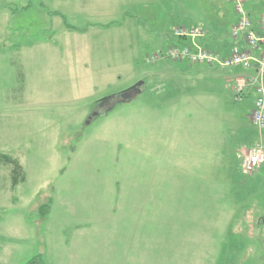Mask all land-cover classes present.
Listing matches in <instances>:
<instances>
[{
    "label": "rangeland",
    "instance_id": "obj_1",
    "mask_svg": "<svg viewBox=\"0 0 264 264\" xmlns=\"http://www.w3.org/2000/svg\"><path fill=\"white\" fill-rule=\"evenodd\" d=\"M116 2L104 31L85 28L95 0H0V264H264V226L242 221L264 207V162L244 174L238 156L264 130L220 77L242 65L166 56L220 57L231 1Z\"/></svg>",
    "mask_w": 264,
    "mask_h": 264
},
{
    "label": "built area",
    "instance_id": "obj_2",
    "mask_svg": "<svg viewBox=\"0 0 264 264\" xmlns=\"http://www.w3.org/2000/svg\"><path fill=\"white\" fill-rule=\"evenodd\" d=\"M230 1L237 17L231 27L230 35L237 43L234 44L227 56L220 55L219 57L215 51L198 45L194 46L195 50H191L189 46L184 44L182 47L170 48L166 56L172 59L186 58L192 63H217L221 67L242 65L244 68H249L253 62L254 75L251 76L249 82L254 85L255 99L250 121L255 129L261 133L264 130V13L257 20H254L245 8V0ZM174 34L183 39L188 36L193 43V38L199 33L175 29ZM239 43H243L244 46H238ZM257 48H261V52L256 57L254 51ZM243 87L242 81L237 82L233 87L236 100L241 98ZM260 137L259 134V139L250 148L242 151L240 155V168L244 174L251 173L264 162V143Z\"/></svg>",
    "mask_w": 264,
    "mask_h": 264
},
{
    "label": "crops",
    "instance_id": "obj_3",
    "mask_svg": "<svg viewBox=\"0 0 264 264\" xmlns=\"http://www.w3.org/2000/svg\"><path fill=\"white\" fill-rule=\"evenodd\" d=\"M95 1L97 3V11L95 12L94 16L97 17L99 20L95 21V22L94 21L88 22L87 25L85 26V28L86 27H90V28L94 27V28H99V29L104 30V31L109 30L110 26L116 25V12H117V6L116 5H117V2H116V0H95ZM118 1L125 3L126 0H118ZM130 1L135 2V0H130ZM144 1H146V0H144ZM228 1H230V0H228ZM246 3L247 2L245 1V5H246ZM89 8H90V11H95V10H93V8H94L93 5H88L87 3L83 2L82 9H83V11H85V14H87L86 10H89ZM245 8H246V6H245ZM120 9L123 11H126L127 8L125 5H123L122 7H120ZM246 10L248 11L250 17L254 20H257L258 17L261 14H263V13H260V11H258V7H254L251 9L248 8ZM235 21H236L235 18L231 21L229 34H230L231 27L235 23ZM200 36H203L202 37L203 39L206 37L205 33H204V35H202V32H201ZM196 38H197V36L193 39V41ZM229 38H230V42L228 43V46L224 43L225 40L221 41V46L217 45L219 47V51H220L221 56H227L229 54L231 48L234 46V44L237 43L231 38V35ZM183 40L187 41L185 39H183ZM238 46L243 47L244 45H243V43H239ZM218 47L215 49H218ZM260 52H261V48H257L254 51V56L257 57L260 54ZM253 64L254 63L252 62L251 66L249 68H244L242 66V69H241L242 73H239V74L235 73V74L230 75L227 72H224V68L220 69L221 70L220 77H221V80L224 81V83H229V84L231 83L232 84V82H233L236 84L237 82H240V81H242L244 83V87L242 89V95L238 101H240L242 99L248 100V104H249L250 109L248 110L247 119L249 121H250L251 112L253 110V102L255 99V95H254V97L250 98L252 94H255V90H254V85H252L249 82V79L251 78V76L254 75ZM212 66L213 65H210L209 67H212ZM245 141H247V140H245ZM254 142H255V140H253L251 143H249V145L253 144ZM246 147L249 148L250 146L249 147H248V145H245V147L239 146V149H238V156L239 157H240L242 151L247 149ZM261 172H264V163L259 168H257V172H255V174H260ZM256 176L258 178V175H256ZM257 211H258L257 216L251 218V217H248V215H250V212H251V209H249L246 212L248 214H246V213L244 214L242 221L246 222L248 225H255V226L263 225L264 226V207L258 208Z\"/></svg>",
    "mask_w": 264,
    "mask_h": 264
},
{
    "label": "trees",
    "instance_id": "obj_4",
    "mask_svg": "<svg viewBox=\"0 0 264 264\" xmlns=\"http://www.w3.org/2000/svg\"><path fill=\"white\" fill-rule=\"evenodd\" d=\"M253 105H254V102H253ZM10 162L12 164V167H11L12 184L15 185L17 181H19L20 179H23V173H22L21 166L16 160L11 159ZM39 209L42 215L47 213L50 209V199H47L45 203L41 204L39 206ZM25 264H46V262L43 260V258L40 255H34Z\"/></svg>",
    "mask_w": 264,
    "mask_h": 264
},
{
    "label": "water",
    "instance_id": "obj_5",
    "mask_svg": "<svg viewBox=\"0 0 264 264\" xmlns=\"http://www.w3.org/2000/svg\"><path fill=\"white\" fill-rule=\"evenodd\" d=\"M139 83H136L134 85H132L131 87L127 88L126 90L122 91L119 94V99H121L122 101L134 98L139 92L140 89L138 88Z\"/></svg>",
    "mask_w": 264,
    "mask_h": 264
},
{
    "label": "flooded vegetation",
    "instance_id": "obj_6",
    "mask_svg": "<svg viewBox=\"0 0 264 264\" xmlns=\"http://www.w3.org/2000/svg\"><path fill=\"white\" fill-rule=\"evenodd\" d=\"M131 87V86H130Z\"/></svg>",
    "mask_w": 264,
    "mask_h": 264
}]
</instances>
